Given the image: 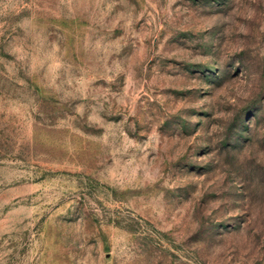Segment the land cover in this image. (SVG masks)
Instances as JSON below:
<instances>
[{
    "label": "rangeland",
    "instance_id": "rangeland-1",
    "mask_svg": "<svg viewBox=\"0 0 264 264\" xmlns=\"http://www.w3.org/2000/svg\"><path fill=\"white\" fill-rule=\"evenodd\" d=\"M0 264H264V0H0Z\"/></svg>",
    "mask_w": 264,
    "mask_h": 264
}]
</instances>
